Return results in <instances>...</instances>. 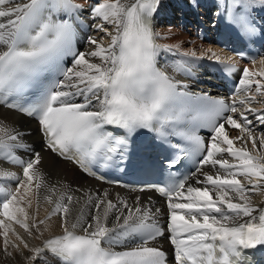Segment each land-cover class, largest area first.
Wrapping results in <instances>:
<instances>
[{
    "label": "snow or ice",
    "instance_id": "obj_1",
    "mask_svg": "<svg viewBox=\"0 0 264 264\" xmlns=\"http://www.w3.org/2000/svg\"><path fill=\"white\" fill-rule=\"evenodd\" d=\"M162 6V0H96L89 8L82 0H0V105L34 117L44 147L89 175H95L91 165L112 159L114 145L126 143L116 134L119 130H148L165 144H171L170 137L179 138L199 156L198 166L189 177L155 188L166 198L172 264H250L248 250L264 251V207L252 202V193L264 190V132L254 131L256 122L264 126V108L252 106L264 97V70L243 67L228 99L190 91L187 83L157 67L161 52L178 54L172 71L186 76L195 61L205 59L222 64L230 74L238 68L231 57L223 60L211 49L198 54L182 51L178 44H159L162 34L155 31L154 21ZM257 10L264 12V0H227L222 5L229 25L245 36L257 32ZM84 11L93 21H103L91 26L110 38L106 46L103 37L89 36L87 43L93 47L87 52L74 49ZM260 31L264 34V28ZM67 55L72 66L62 68ZM258 63L264 65V57ZM49 75L58 77L51 86ZM29 89H35L30 94L35 99H25ZM199 127L209 129L207 141L196 134ZM229 129L240 135L230 136ZM22 135L0 126V159L22 169V178L0 172L4 181L14 182V187L0 183L5 250L12 224L29 236L44 224L34 218L31 225L27 222L24 205L31 206L34 185L37 199L41 189L52 193L43 199L54 205L49 217L58 216L63 231L31 248L13 232L31 253L30 264L48 254L63 264H169L167 253L153 243L165 235L157 220L164 214L161 208L152 210L140 197L129 204L123 198L113 201L107 191L85 192L79 214L71 219L72 205L82 197L60 193L53 200L56 188L44 182L37 168L41 154L25 144ZM172 146L179 149L178 156L189 155L179 142ZM18 149L33 155L25 161L15 154ZM180 162L173 158L168 167ZM208 165L214 174L203 170ZM192 177L195 184L188 183ZM85 207L90 209L87 215ZM118 245L122 250H116Z\"/></svg>",
    "mask_w": 264,
    "mask_h": 264
},
{
    "label": "bare ground",
    "instance_id": "obj_2",
    "mask_svg": "<svg viewBox=\"0 0 264 264\" xmlns=\"http://www.w3.org/2000/svg\"><path fill=\"white\" fill-rule=\"evenodd\" d=\"M204 1L207 2L208 0ZM82 2L86 7H90L96 3V0H82ZM187 2L188 0H165V2H162L163 6L160 8V14L161 16H166V19L161 20L162 23L158 22V32L162 34V38H160L159 40L162 43L168 45L178 44L180 45L182 51L192 49L200 54L203 51L211 49L218 53L219 49L215 46L209 48L205 43L198 41L189 26L188 28L190 30L186 31L180 24H178L174 20V16H181L183 18L179 19L180 23L184 21V23L188 24L190 22V20L186 16L185 8L179 7L184 6V3ZM202 11H207V8L203 7ZM95 23L101 24L103 23V21L97 18L95 20ZM106 27L109 31H111L113 26L111 24H108L106 25ZM89 36H94L97 39L103 37L101 43H103L105 46L109 43L110 39L104 32H100L99 30L94 28V31L91 33L84 32L81 34V49L79 51L87 52L90 47H93L87 43V39ZM90 59H92L93 62H99L96 58ZM70 66H72L71 61ZM249 67L250 70L256 72L264 70V65H260L258 61L255 65L252 64ZM241 98H243V95ZM258 99L260 102H253L252 106L258 109L264 108V97ZM252 118L254 119V117ZM0 126H7L22 133L23 142L30 145L35 152H39L41 154V163L37 165V168L42 173L44 182L49 187L55 186L56 193L53 196V200L58 198L60 193L72 194L74 197H82L80 203H73L72 211L70 213L71 219L74 220L79 214L80 208L83 205L84 199L86 198L84 197L85 192L91 194H103V192L105 191L109 193V196L113 201H116L117 198H123L127 200L129 204L135 203L136 197H140L141 204L150 207L152 210H154L155 208H161L164 214L160 216L165 215L166 209L164 208L163 200L156 197L154 194L149 192L126 191L118 187L106 186L84 176L70 162L57 159L49 152V150H45L40 144V136L36 128V124H34L32 120L18 115L13 111L0 107ZM254 131L255 134L259 135L261 132H264V126H261L258 122H256ZM229 134L232 137L240 135L238 130L232 129H229ZM236 146L240 147V142H237ZM248 147L249 149L251 148L250 142L248 144ZM32 155L33 153L29 152L27 154V160ZM224 158H227L231 161V157H228L227 154H224ZM203 170L210 172V174L215 173V169H213L210 165L205 166ZM3 171L14 172L17 175H20L22 178L21 168H13L8 167L7 165H0V172ZM200 178L202 179L203 177L201 176ZM195 179V177H192L188 180V183L195 184ZM0 183H4L5 185L12 183L14 187V182L4 181L2 178H0ZM78 189L80 191H77ZM44 195H52V193L48 192L45 189H41L40 197L39 199H37L35 187L33 185V193L29 196V198L32 200L31 206L29 207L27 204L24 205L29 214V220L27 222L30 225L33 223V218L37 223L41 220L44 221V224L38 225L39 231L33 229V235L29 236L24 232L22 228H20L19 225L12 224L11 231L9 232L8 236L10 243L7 246L6 250L3 242L4 238L2 235H0V264H30L29 256L31 255V253L28 249H25L19 241L15 239L13 232L16 235L22 237V239L28 243L29 248L40 246L44 238H51L54 235L62 234L63 229L60 227L59 217L56 215H52L51 217H49L51 208L54 205L49 204L46 200H44ZM252 202L254 205H257L259 207L261 205H264V190L252 193ZM89 210L90 209L87 207L84 208L85 215H87ZM0 219H3V217H0ZM2 231L3 229L0 228V232ZM41 233L43 234L41 236V239L37 240L35 237L40 235ZM13 245H18L19 248L13 247ZM122 247L123 246L118 245L116 246V249H121ZM41 260H43L46 264H58L56 258L50 254L40 257L39 262H41Z\"/></svg>",
    "mask_w": 264,
    "mask_h": 264
},
{
    "label": "rangeland",
    "instance_id": "obj_3",
    "mask_svg": "<svg viewBox=\"0 0 264 264\" xmlns=\"http://www.w3.org/2000/svg\"><path fill=\"white\" fill-rule=\"evenodd\" d=\"M38 264H46L43 260L41 262H38Z\"/></svg>",
    "mask_w": 264,
    "mask_h": 264
}]
</instances>
